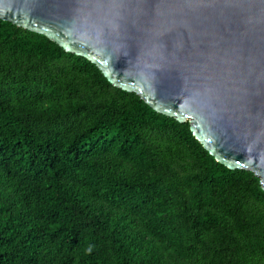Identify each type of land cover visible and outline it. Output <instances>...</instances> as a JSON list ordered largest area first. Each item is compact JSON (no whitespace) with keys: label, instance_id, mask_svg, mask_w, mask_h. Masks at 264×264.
Returning a JSON list of instances; mask_svg holds the SVG:
<instances>
[{"label":"trees","instance_id":"16d2710c","mask_svg":"<svg viewBox=\"0 0 264 264\" xmlns=\"http://www.w3.org/2000/svg\"><path fill=\"white\" fill-rule=\"evenodd\" d=\"M0 264H264V191L187 121L0 19Z\"/></svg>","mask_w":264,"mask_h":264},{"label":"water","instance_id":"95a60500","mask_svg":"<svg viewBox=\"0 0 264 264\" xmlns=\"http://www.w3.org/2000/svg\"><path fill=\"white\" fill-rule=\"evenodd\" d=\"M0 19L187 121L216 162L264 191V0H0Z\"/></svg>","mask_w":264,"mask_h":264}]
</instances>
